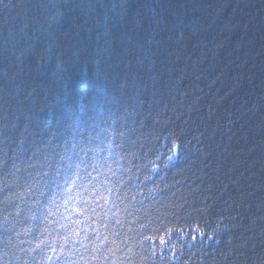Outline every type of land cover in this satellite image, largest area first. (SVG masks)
I'll return each instance as SVG.
<instances>
[{
    "label": "trees",
    "instance_id": "1",
    "mask_svg": "<svg viewBox=\"0 0 264 264\" xmlns=\"http://www.w3.org/2000/svg\"><path fill=\"white\" fill-rule=\"evenodd\" d=\"M68 262L264 264V0H0V264Z\"/></svg>",
    "mask_w": 264,
    "mask_h": 264
},
{
    "label": "snow or ice",
    "instance_id": "2",
    "mask_svg": "<svg viewBox=\"0 0 264 264\" xmlns=\"http://www.w3.org/2000/svg\"><path fill=\"white\" fill-rule=\"evenodd\" d=\"M90 175V174H89ZM79 178V177H78ZM84 179H87V177H85ZM65 183H67V180L65 181ZM73 186H78V187H83V184L81 185H76L75 181H72ZM85 191H87V188H85ZM87 206V205H85ZM94 211V209H93ZM81 215L83 214L82 212L80 213ZM5 221L7 222V217H5ZM8 229H5V231H7ZM37 247H40L39 245H37ZM87 250V249H86ZM53 251H55V249H53ZM83 258V257H81ZM48 259H51V257H48ZM68 264H74V262H68Z\"/></svg>",
    "mask_w": 264,
    "mask_h": 264
}]
</instances>
